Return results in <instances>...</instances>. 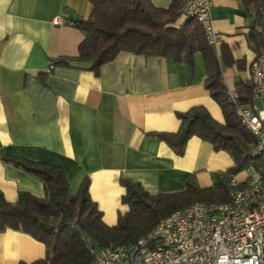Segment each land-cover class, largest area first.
<instances>
[{
  "label": "crops",
  "instance_id": "crops-1",
  "mask_svg": "<svg viewBox=\"0 0 264 264\" xmlns=\"http://www.w3.org/2000/svg\"><path fill=\"white\" fill-rule=\"evenodd\" d=\"M149 1L168 8L173 0ZM90 10L88 0H0V194L8 202L21 192L45 196L42 180L16 160L56 166L68 190L88 178L90 199L102 222L112 226L128 211L121 181L137 182L150 194L189 185L208 188L233 160L197 136L177 154L156 135L177 131L176 114L196 105L224 122L204 86V53L173 57L120 51L95 73L77 59L84 36L74 24L87 19ZM54 16L60 23H52ZM211 20L222 39L207 45L226 95L235 92L261 107L253 91L244 88L257 54L247 37L252 12L240 0H212ZM246 174L232 176L242 182ZM45 252L44 244L27 233L0 231V264L29 263Z\"/></svg>",
  "mask_w": 264,
  "mask_h": 264
},
{
  "label": "trees",
  "instance_id": "trees-1",
  "mask_svg": "<svg viewBox=\"0 0 264 264\" xmlns=\"http://www.w3.org/2000/svg\"><path fill=\"white\" fill-rule=\"evenodd\" d=\"M88 1L89 17L74 23L84 36L78 45L77 59L89 63L88 68L95 73L120 51L173 57L181 53L189 55L195 50L204 53L207 71L204 86L220 106L224 122H218L204 107L196 105L176 114L180 120L177 131L156 135L177 154L182 153L188 138L197 136L214 149L228 152L233 164L208 188L189 185L179 192L150 194L137 182L121 181L125 188L121 201L128 206V211L108 226L90 199L87 177L75 194H68V180L60 168L16 160V164L42 180L46 190L43 198L21 192L13 202L0 194V231H22L42 242L46 249L43 258L19 264H90L89 247L98 248L109 242L132 243L162 217L193 201H227L230 177L261 163L259 157L251 156L255 139L241 126L226 102L220 68L201 26L194 18L177 22L182 17L178 12L180 0H173L168 8L155 7L149 0ZM240 1L252 12L247 37L258 53L264 50V0ZM244 88L252 93L250 83Z\"/></svg>",
  "mask_w": 264,
  "mask_h": 264
},
{
  "label": "built area",
  "instance_id": "built-area-1",
  "mask_svg": "<svg viewBox=\"0 0 264 264\" xmlns=\"http://www.w3.org/2000/svg\"><path fill=\"white\" fill-rule=\"evenodd\" d=\"M211 8L212 0H180L178 12L196 19L206 43L217 45L222 36L212 26ZM250 84L261 107L235 92L226 100L255 139L251 156L261 163L250 165L242 182L230 178L229 199L193 201L175 209L132 243L89 247L90 264H264V50L251 62Z\"/></svg>",
  "mask_w": 264,
  "mask_h": 264
},
{
  "label": "rangeland",
  "instance_id": "rangeland-1",
  "mask_svg": "<svg viewBox=\"0 0 264 264\" xmlns=\"http://www.w3.org/2000/svg\"><path fill=\"white\" fill-rule=\"evenodd\" d=\"M259 106H261V105H259ZM77 189H78V188H76V186L73 187V186L71 185V187H70L69 190H68V194H75L76 191H77Z\"/></svg>",
  "mask_w": 264,
  "mask_h": 264
}]
</instances>
